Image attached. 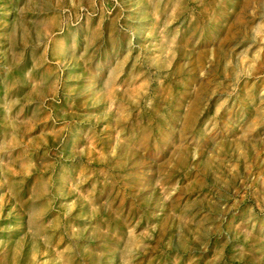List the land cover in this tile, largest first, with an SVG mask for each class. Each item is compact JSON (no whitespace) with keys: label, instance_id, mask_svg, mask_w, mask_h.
I'll return each mask as SVG.
<instances>
[{"label":"rangeland","instance_id":"1","mask_svg":"<svg viewBox=\"0 0 264 264\" xmlns=\"http://www.w3.org/2000/svg\"><path fill=\"white\" fill-rule=\"evenodd\" d=\"M0 264H264V0H0Z\"/></svg>","mask_w":264,"mask_h":264}]
</instances>
